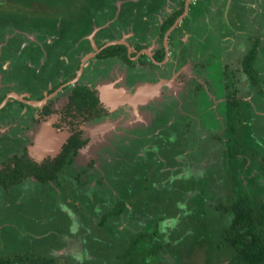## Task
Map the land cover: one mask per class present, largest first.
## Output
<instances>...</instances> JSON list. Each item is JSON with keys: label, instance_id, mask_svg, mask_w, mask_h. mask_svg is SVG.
<instances>
[{"label": "rangeland", "instance_id": "1", "mask_svg": "<svg viewBox=\"0 0 264 264\" xmlns=\"http://www.w3.org/2000/svg\"><path fill=\"white\" fill-rule=\"evenodd\" d=\"M194 1L191 0L189 2L194 3ZM248 1L245 0L242 4L241 0H231L229 4L230 0H214L212 8L216 11L213 12L221 11V14L220 17L207 24L214 30L212 33V30L204 25L205 23L197 21V18L191 16L197 13L195 10L191 11V17L186 19L185 23L189 25L192 21L194 23L197 22L199 27L209 32L208 37L216 35L217 30L221 29L223 39L219 46L222 58L226 60L230 54L237 58L233 60L238 61L244 52L243 47L246 48L251 41L247 39L249 33L246 31L249 28L238 27V11H244L243 15L246 16L245 18L250 19V24L253 22L257 30L259 28V32H257L260 37L264 38V0H250V6L247 5ZM176 2L177 0H109V9L113 15L121 9L116 18L112 19L111 16L107 15V19L103 20L104 14L98 5L96 11L99 17L95 16L93 21L90 20V23L88 22L86 26L83 24V30L74 39L72 37L73 40L71 39V43L67 46V42L62 39L63 32L57 31L56 26H54L55 32L48 33L41 30V28L40 30L36 29V27L27 29L25 24L20 27L16 26L14 18L17 16L29 18V14L34 12L40 15L44 11L51 10L44 2L35 3V0H0V24H2L0 26V93L7 91V89L17 92V89L14 88L16 80L13 79L12 74L7 72L10 64H15L14 60H20L22 65L24 61L30 63L34 72H37L42 78L41 81H38L37 92L35 93L36 96H39L49 91L50 88H53L59 82L63 81L66 83L64 80L69 78L72 72L75 71L77 62L81 58L84 59L82 66L85 67L87 61L90 60V56L87 55L95 50L98 42L110 36L114 37V39L125 41L143 39L145 41L144 44L148 43L147 49L152 50L155 45H160V40H162L159 37L160 23L175 8ZM24 4H30V6H25ZM108 5H104V7ZM225 5L226 8H224ZM75 8H77V5H74L71 10ZM256 8L257 10L253 11ZM226 9L228 12H225ZM71 13L78 15L79 12L77 13L76 10H73ZM135 14H137V17L133 18ZM197 14L199 15V13ZM69 16L67 18L72 19V16ZM210 17L212 18L213 16ZM219 18L226 19V22L230 24L237 22L235 30L231 33H225L226 29L213 25L212 23L216 24L215 21H218ZM110 21L115 22L110 23ZM118 23H123V25L118 26ZM182 23L180 24L182 25ZM107 24H115L117 29L120 28V30H111ZM244 24L247 26L248 21ZM116 26L113 25V28H116ZM222 26L226 28L225 25ZM16 28H18V32ZM112 31L115 34H109ZM181 32L184 34L182 39H186L187 30L182 28ZM179 33L176 32L175 35H179ZM27 37L31 41L34 40L33 45L35 48L24 45L28 41ZM6 42H9L7 48L2 49L1 46ZM172 48L174 52L180 53L177 45ZM103 66L105 70L102 71ZM93 67L95 69L92 74L81 77L80 81L92 86L93 90L98 88L99 93H101L99 89L116 88L119 93L121 92L119 96L123 97L133 94L137 87L142 86L141 82L133 83L126 77L124 81V74L119 73L121 68L117 64H113L110 68L107 62L101 60L93 64ZM173 67L175 68V66ZM188 68L187 66L188 74H192L194 72L193 68ZM173 69L166 76L167 80L165 79L168 85L158 86V89L150 90V93L146 91L148 95H142L144 98L136 102V108L128 104L119 107V110L124 108L126 109L124 111H128L127 121L120 115L118 118L112 117L105 121L87 123L84 127V135L89 137L88 142L79 149L74 163L70 167H66L55 181L48 184V186L46 184L33 183L28 184L26 189L22 188V191H26L22 213L15 209L22 215L21 219L23 220L20 223H23V228H26L25 232L22 230L24 232L21 234L22 236H18V239H15L17 243L23 245L20 251L33 257L42 254H54L56 255L57 264H117V258L121 250L126 247L127 233L136 234L140 232L144 234V241L140 243L141 248H149L153 243H157L159 246L157 253L147 256V258L152 259L153 263L151 264H174L177 262L182 264H215L218 261H226L232 256L229 247L224 246L222 248V246L217 244L220 239V230L226 225L229 214L222 213V210L216 208L215 205L219 203L226 204L230 197L233 198L237 188L249 194L253 202L264 203V190H262L263 193L259 191L260 188H264V173L259 176L255 174V177L248 181L242 180L243 187L238 186V182L236 183L234 180L230 184L232 180L230 174L234 164L226 166L223 160L221 163L217 144H210L213 150L210 149L209 143L205 140V137L209 135V130L205 127H200L198 134L199 139H202L201 145L203 147L206 146L207 160L201 164L204 168V175L208 173L209 176L206 188L192 189L186 186H184L185 188H176L173 192L165 195V197L168 196L166 200L159 199L157 194H155L147 202V207L141 211L140 207L144 206V190L135 188L137 191L133 194L136 197L134 210H137V212L133 213L131 209V213L134 214L132 219L130 212H125L116 219L114 222H117L115 223L117 230L112 228L113 225L105 226V224L100 225L98 223L100 213H96V207L91 206L92 201L89 202L86 190L83 193L84 188L67 186V182L71 181L70 173L77 171V168L89 166L90 162L94 164L95 168L101 167L105 163L103 162L104 157L110 156L113 163L116 164L119 159L121 160L120 154L125 153V142L134 135L139 136V138L143 137V140L150 144L153 136L151 127L148 126V112L145 110L148 100L157 98L163 93L168 96L171 94L175 99L174 96H178V93L174 90H181L180 87H183V91L185 90L184 84L182 86L183 82H179L178 71H173ZM69 81H72L71 77ZM34 82L37 84V79H34ZM40 82H42L43 86ZM69 83L66 87L73 88V82ZM150 85H156V83L153 82ZM125 89H127V94L124 93ZM66 91L67 89H64L58 94L54 100L55 104L59 106L60 97L66 96ZM29 93L21 92L18 94L22 96L29 95ZM249 98L246 97L249 101L252 100ZM170 99L166 97L163 104L168 103ZM260 100L264 102V99ZM121 101L123 102V100ZM118 104L120 103L117 102L113 105ZM173 106L174 104H172ZM257 107L261 108L260 105ZM181 108V112L180 110L178 112L180 114L184 112L183 106ZM13 111L14 114L17 112V110ZM35 111H32V113ZM1 116L5 118V113H0V166H2L4 161L9 162L14 155L18 157L19 151L27 140H29V142L27 141L28 145L26 144L28 146L27 154L30 158L39 156L44 152L46 154L48 151L54 153L59 148L62 142L61 138L65 134V126L55 119V113L53 112L50 115L37 118L34 128L28 131H23L24 127L22 125L13 127L17 121L8 122L7 124ZM241 116L243 117L242 113ZM253 116L258 117L255 113ZM218 118L222 120L223 117L219 114ZM259 120V124L264 127V117ZM19 122L17 123L19 124ZM246 126L247 124L239 126L241 139L244 140L242 142L243 149L247 147L249 140L255 142L247 135ZM215 127L214 125L211 129L213 133L217 130ZM163 131L166 135L168 134L166 139L169 144L174 142L175 136H178L175 132L168 133L165 129ZM11 133L12 135L23 133L28 137L23 136L26 140L24 138L16 139L15 137L12 139ZM182 151L184 152V150ZM126 153H128V148ZM149 153L150 151L147 152V154ZM251 153V150L246 149L245 155L242 154L243 156L239 157V163L241 165L245 164V166L250 164L252 170L257 169L260 171L261 165L259 161L263 160L261 153L254 152V158L258 159L257 161L252 159ZM148 156L151 162L155 160L151 153ZM12 160L15 162L14 159ZM165 160L171 162V160ZM191 162H194V158L185 151L181 159L182 165H180L179 172L181 173L184 169H188V163ZM145 163L146 166H149L147 161ZM4 165L7 168V164L5 163ZM180 178L183 179L179 175L177 180ZM143 181L144 179L140 178L137 184L142 185ZM145 181L148 182L150 180ZM232 183H235L233 188H231ZM133 184L136 185L135 183ZM15 188H12V190H15ZM12 190L10 189L7 194L11 200L14 198ZM197 194H200L202 199H199ZM190 195L194 198L192 199ZM155 197L157 199H154ZM92 200L94 201V199ZM5 201H8V198ZM176 201H179L178 205L175 204L177 203ZM26 204L28 205L26 206ZM162 205L163 208H160ZM258 207H260L259 204ZM0 209H3L0 210L1 216H5L7 209H4V207ZM160 216L163 219L157 220ZM15 217V215L12 218L8 216L10 221L17 223ZM64 250L67 251L66 254H64ZM146 261L151 262V260Z\"/></svg>", "mask_w": 264, "mask_h": 264}, {"label": "flooded vegetation", "instance_id": "2", "mask_svg": "<svg viewBox=\"0 0 264 264\" xmlns=\"http://www.w3.org/2000/svg\"><path fill=\"white\" fill-rule=\"evenodd\" d=\"M84 1L85 0H76L74 5H77V8L73 10H76L77 13L82 11L79 21L85 26L90 22L91 17L93 21L96 14H98L96 11L98 5L105 14H109L108 11L111 12L108 5L109 0H95L87 9L91 12L93 11L89 14L90 17L87 15V11L85 12V9H81ZM189 1L182 0L183 11L176 17L175 21L170 27H168V29L162 30L161 26L159 27V37L162 40H160V45H155L152 50L147 49L148 43L144 44L145 41L143 39L125 41L114 39L110 36L105 40L100 41L95 50L87 55L90 56V60L87 61L85 67L82 66L84 59L81 58L80 61L77 62L75 71L72 72L69 78L64 80L66 83L63 81L59 82L56 87L48 88L49 91H46L39 96H36L35 93H29V91H20L19 89L17 92L10 89L3 91V94L0 96V113H5V118L3 116L1 117L4 122H7V124L8 122L13 123V121H20L19 124L16 122L13 127H19L22 125L24 127L23 131H28L29 129L34 128L37 118H42L53 112L55 113V119L65 126V134L61 138L62 142L54 153L48 151L46 154H44V152L39 156L30 158L27 154L29 140H27L28 142H25L27 144L23 146L25 157L34 165L41 168L42 165L45 166L49 162L52 163L62 154L64 147L73 139L74 141L79 142L80 145L77 146L72 160L69 163L64 164L65 166L57 172V176L54 179L44 180L36 173L29 172L24 168L25 175H23L22 178L15 180L17 176L15 177L13 175H16V173L14 174V171L17 168L16 162H18L17 158L20 157V154L18 157L14 155L9 162L4 161L2 166H0V176L3 178V181H0V208L4 207V209H7L5 216H1L0 213V257L12 259L16 256L18 257L20 254H25V252L20 251L23 245L15 241V239H18V236L21 237V234L26 230V228H23L24 224L20 223V221L22 222L23 220L21 219L22 215H20V213H22L26 192L22 191V188L26 189L28 188V184L33 183H38L40 185L46 184L48 186V184L55 181L66 167H70L74 163L79 149L88 142L89 137L84 135V127L87 123L105 121L112 117L118 118L120 115L125 121H127L129 116L127 113L128 111H124L126 110L124 108L119 110V107L125 106L126 104L135 107L136 102L144 98V96H142L143 94L148 95L147 92L150 90H156L163 85L167 86L168 82L166 81V76L169 72H172V69L174 68L173 66H175L173 71H178L180 77L179 82H183L182 86L184 84L185 90L183 91V87H180L181 90L173 89L178 93V96H174L175 99L171 94L168 96L163 93L157 98L148 100L147 108L145 110L148 112V126L151 127V134L153 136V140L150 141V144L144 141L143 137L139 138V136L134 135L130 140L128 139L125 142V153L123 152V154H120L121 160L119 159L116 164L113 163L110 156L107 158L105 156L103 159V162L105 163L102 164L101 167L95 168L94 164L90 162L89 166L86 165L85 167L77 168V171H74L72 174L70 173L71 181L67 182V186L84 188L83 193H85L86 190L89 202L92 201L91 206L96 207V213H100L98 223L100 225L105 224V226L110 224L113 225L112 228H115V226H117L115 223L117 222L114 221L123 215V213H131V209L133 213L137 212V210H134L136 197L133 194L137 191L135 188H142L144 190V206L140 207V211L147 207V202L151 199V196L155 194H157L159 199L166 200L168 196L165 197V195L173 192L176 188H185L184 186L192 189L201 187L206 188L209 176L208 173L204 175V168L201 164L207 160V153L205 151L206 146L203 147L201 145L202 139H199L198 131H200V127H205L209 130V135L205 137V140L209 143V146L213 143L218 145L217 150L221 156V163L223 160L226 166H229L227 165V159H239L240 156L245 155L246 149L252 151V159L255 161L258 159L254 158V152L261 153L263 160L259 161L262 167L260 171L257 169H249L248 166H250V164L247 166L244 164L243 168L238 172V177L241 180L245 179L248 181L255 177V174L259 176L264 173V127L259 124V119L264 117V102L260 100L264 99V38L259 36V28L257 30L256 25H254L253 22L250 24V19L248 20V18H245L246 16L243 15L244 11L240 10L238 11L239 14L237 16L239 23L238 27L249 28V30L246 31L249 33L247 39L251 41L246 48L243 47L244 52L238 61L233 60L237 58L230 54L226 60L222 58V52L219 46L223 39V36H221V29L217 30L216 35L208 37L209 32L199 27L197 22L194 23V21H192V23L189 24L190 30L189 28H184L187 30V37L186 39H182V35L184 34L181 32V29H179V35H175V33L177 28L181 25L180 23L183 22V25H181L180 28L187 25L185 21L186 19H189V17L194 16L197 18V21L205 23L204 25L212 30L207 24L214 21L215 18L220 17L221 14V11L213 12L216 11L212 8L214 0H195L194 3ZM241 2L243 4L245 0H241ZM230 3L231 0L229 4ZM104 5L108 6L104 7ZM177 5L180 4L178 3ZM247 5L250 6V0ZM224 8H226V5ZM192 9L199 13V15L195 13L190 16ZM68 10L69 9H64V11ZM73 10L71 11L73 12ZM255 10H257V8L253 11ZM225 12H228V10L226 9ZM225 12L224 14H226ZM84 13L85 16L88 17L85 20L83 16ZM210 16L213 17L211 18ZM226 21V19L219 18L218 21H215L216 24H212L226 29L225 33L233 32L237 22L230 24ZM247 21L248 25L246 26L244 23ZM113 22L114 21H110V23ZM76 25L78 26L77 28L81 27L78 24ZM222 25H225L226 28ZM91 27L93 28L92 24ZM212 32H214V30H212L211 33ZM109 34H115V32L112 31L109 32ZM33 41L28 38V41H26L24 45L33 48ZM119 44L126 47L125 58L123 55L117 54L98 56V54L105 48ZM174 45L179 47L180 53L172 50ZM161 52L162 54H160ZM252 52H254L252 66L254 67L257 78V82L253 86L249 84L248 76L243 72L241 67L243 56ZM222 59H224V61H222ZM101 60L107 62L110 65V68L113 64H117V66L121 68L119 73L124 74V81L126 77L130 82H141L142 86L137 87L133 94L128 93L131 94V97H135L139 94L140 97H137L135 104L131 103L132 100L131 102L124 100L122 103L118 102L120 103L118 105H112L114 103H112L111 98L102 96L101 89H99L101 91V93H99L98 88L93 90L91 88L92 86L80 81L81 77L91 75L95 69L93 64H96V62H100ZM24 64L25 73L29 75L28 69H33V67L30 66V63L25 61ZM187 66L190 69L193 68L194 72L192 74H188V70L186 69ZM225 69L231 71V73L233 72L236 79L233 86L226 87V80L223 75ZM103 70H105L104 66L102 67V71ZM70 77L72 78V81H69ZM69 82H73V87L78 84L87 86V88L92 91L97 103L94 106H90V103L88 102H85L84 104L80 103V105L71 102L72 100L70 97L72 91L71 88L66 87L67 84H70ZM153 82L159 87L157 86L156 88L151 89V87L155 86L150 85ZM64 89H67L66 96L60 97L61 102L58 106L55 104L54 100ZM111 89L114 92L113 96L118 98L121 93H119V95L115 94L119 91H117L116 88ZM21 92H28L29 95L20 96L18 93ZM124 93H127V89H125ZM228 93L231 97L227 96ZM166 97L171 99L168 103L166 102L163 104ZM246 97H250L249 99L252 100L249 101ZM233 99L239 100L238 104H233ZM249 103H251V105H249ZM172 104H174L173 107ZM258 105H260L261 108L257 107ZM182 106L184 112L180 114L178 112L179 110L181 112ZM12 109L17 110V112L14 114ZM34 110H36V113H32ZM241 113L243 114V117L241 116ZM254 113L258 115V117L253 116ZM219 114L222 115V120L218 118ZM240 117L242 119H238ZM229 120L233 123L230 124ZM246 120H248L246 133L255 140V142L249 140L247 147L243 149L242 142H244V140L241 139L239 126L246 125ZM235 122V131L230 133L229 126L233 125ZM214 125L217 130L213 133L211 129ZM163 129L168 133L175 132L178 135L175 136L174 142L169 144V141L166 139L168 134L166 135ZM10 135L12 139L15 137L16 139L24 138V140H26L23 136L28 137L23 133H15L14 135L11 133ZM229 146L233 147V149H231V152H226ZM211 147L212 146H210V149L213 150ZM127 148L128 153H126ZM182 150L188 152L189 156L194 158V162L188 163V169H184L180 173L179 169L180 165H182L181 159L184 155ZM149 151L151 156L155 158L153 162L150 161L148 156L150 153L147 154ZM12 159H14L15 162ZM165 159L171 160V162H167ZM146 161L149 166H146ZM5 163L7 164V168L4 165ZM3 165L4 168L2 169ZM176 174L177 176H175ZM179 175L184 180L181 178L177 180ZM230 175L232 177V173ZM140 178L144 179L142 185L137 184ZM11 179L15 180V182L9 183ZM148 179L150 181H145ZM231 182H233V177L230 184ZM233 186L234 184L232 183L231 188H233ZM14 187H16L15 190H12ZM10 189L14 195L13 200L7 195ZM262 190H264V188H260L259 191L263 193ZM7 198L8 201H5ZM191 198L193 199L194 197L191 196ZM92 199H94V201ZM154 199L157 198L155 197ZM176 202L177 203L175 204L178 205L179 201ZM27 205L28 204H26V206ZM163 205L160 208H163ZM119 207H121V209L114 213L113 211L119 209ZM15 209H18L20 213ZM14 215L16 216L17 223L10 221L8 218V216L12 218ZM130 216L132 219L134 214L131 213ZM161 217L157 220H162L163 218ZM22 230H24V232H22ZM115 230L117 229L115 228ZM135 235L136 234L132 232L127 233L128 238L126 240L127 243L125 248H127L130 242H132ZM142 241H144V237L140 243ZM138 243L139 242L136 244ZM123 249L117 258V264H121L123 261L121 259L122 253L125 251V249ZM66 252L67 251L64 250V254H66ZM54 257H56V255H54ZM21 263L25 264L23 261H10L4 264Z\"/></svg>", "mask_w": 264, "mask_h": 264}, {"label": "trees", "instance_id": "3", "mask_svg": "<svg viewBox=\"0 0 264 264\" xmlns=\"http://www.w3.org/2000/svg\"><path fill=\"white\" fill-rule=\"evenodd\" d=\"M39 1L44 2L51 10L44 11L40 15L37 12H34L33 14H29V18H22V16H17L14 18L16 26L20 27L25 24L27 29H30V27H36V29L38 28L40 30L41 28V30L46 31L47 33L55 32L56 30L54 29V26H56L57 31L59 30L60 32H63L62 39L67 42L68 46L71 43L72 37L74 39V37H77L79 35L78 33L83 30V24L79 21V18L82 15V11L79 12L78 15L71 13V8H74V3L76 0H35V3ZM94 1L95 0H85L81 7L82 10L85 9V12L87 11L88 16H90L89 14H91L93 11L91 12L87 9L90 5H92L91 3H93ZM176 3H179L180 5L175 6V8H173L170 14L164 17V19L160 23L162 30L168 29V27L173 24L176 17L180 15L183 11L182 0H177ZM24 5L30 6V4ZM64 9L69 10L65 12ZM69 15L72 16V19L67 18V16ZM136 15L137 14H135L133 18H136ZM83 16L84 19L88 18L87 16H85V13ZM110 16L113 17L112 12H110ZM76 24L81 27L77 28L78 26ZM111 25L116 26L115 24ZM119 25H123V23H118V26ZM180 26L177 28L176 32H179V29H182L180 28ZM183 28L188 29L189 25H184ZM112 29L116 31L120 30V28L117 29V26L116 28ZM8 43L9 42L3 44L1 46L2 49L7 48ZM33 48L35 47L33 46ZM125 51L126 47L124 45H111L102 50V52L99 53L98 56L117 54L123 55L125 58ZM160 54H162V52ZM253 56L254 52L244 55L241 60V67L243 69V72L247 74L249 84L252 86L255 85L257 82L256 72L254 70V67L252 66ZM13 62H15V64H10V67L7 72L9 74H12L13 79L16 80L14 88L17 90L19 89L22 91L36 93L39 83L38 81H41L42 78L39 76L38 73H34L33 69H28L29 75L26 74L24 70L25 65H22L20 60H14ZM223 75L224 79L226 80V87L233 86L236 81L233 72L231 73V71L225 69ZM34 79H37V84L34 82ZM40 83L42 84V82ZM56 86L57 84L54 85V87ZM71 91L72 93L70 98L72 100L71 102L73 103H78L80 105V103L84 104L85 102H88L90 103V106H94L97 103L96 98L92 94V91L89 90L85 85L78 84L75 87L71 88ZM2 94L3 91L2 93H0V96ZM227 96L231 97L229 93L227 94ZM238 101L239 100L233 99V104H238ZM238 119L242 118L240 117ZM229 121L230 124L233 123L231 120ZM245 123L248 124V120H246ZM235 125L236 122L233 125L229 126L230 133H233L235 131ZM78 145H80L79 142L74 141V139L71 140L69 144L64 147L62 154L59 155V157L55 161H53L52 163L49 162L45 166L42 165L41 168L37 167L28 159H26L25 151L23 148H21V150L19 151L20 157H18L20 159L17 158V168L14 171V174L16 173V175H13L15 177L17 176L15 180L20 179L23 175H25L23 170L24 168L27 169L29 172H34V174L36 173L40 178L44 180L54 179L57 176V172L65 166L64 164L69 163L72 160V157L75 155V151ZM231 149H233V147L229 146V148L227 149L228 151L226 150V152H231ZM226 161L228 162L227 165L234 164V167L232 169L233 180L236 183L238 182V186L243 187L242 180L238 177V172L240 171V169L243 168L244 164L241 165L239 163V159H227ZM248 168L250 169L251 166H248ZM15 180L11 179L9 183H13L15 182ZM0 181H3V178H1V176ZM234 194L235 195L233 196V198L230 197L229 201H227L226 204L219 203L218 205H215L216 208H220L222 210V213L229 214L227 217L226 225L222 227L220 233L218 232L219 238L221 240L219 239V242L217 244L219 246H222V248H224V246L229 247L232 252V256L228 260L218 261L215 264H264V203L253 202L249 194L244 193L239 188H237ZM197 196H199V199H202L200 194H197ZM258 204L260 207H258ZM120 209L121 207H119V209L117 210H114L113 212H118ZM143 235L144 234L140 232L136 233L135 237L132 239V242H130L127 248H124L125 251H123L122 253L121 259L123 261H120L121 264L153 263L152 259L147 258V256L157 253L159 246L157 243H153V245L149 246V248H141L140 241L143 239ZM137 242L139 243L136 244ZM146 260H151V262ZM10 261H23L29 264H57L53 254L33 257L25 253L20 254L18 257L16 256L12 259L0 257V264H4ZM174 264L182 263L177 262Z\"/></svg>", "mask_w": 264, "mask_h": 264}, {"label": "bare ground", "instance_id": "4", "mask_svg": "<svg viewBox=\"0 0 264 264\" xmlns=\"http://www.w3.org/2000/svg\"><path fill=\"white\" fill-rule=\"evenodd\" d=\"M102 92H103V94H102V96H104V97H108V98H111V101H112V103H117V102H122L121 100H125V99H128V100H134V101H136V99H137V97L139 98L140 96H139V94H137L135 97H131V95H125V96H123V97H120V96H118V98H116V97H114L113 96V94H114V92H113V90L110 88V89H103L102 90ZM142 92V91H141ZM121 93V92H120ZM127 94V93H126ZM141 95V94H140ZM113 105V104H112Z\"/></svg>", "mask_w": 264, "mask_h": 264}, {"label": "water", "instance_id": "5", "mask_svg": "<svg viewBox=\"0 0 264 264\" xmlns=\"http://www.w3.org/2000/svg\"><path fill=\"white\" fill-rule=\"evenodd\" d=\"M100 7V6H99ZM121 10H118V12H120ZM103 12V11H102ZM118 12H116L114 15H113V17L114 18H116V15L118 14ZM108 13L109 14H105L104 12H103V20H106L107 19V17L108 16H110V12L108 11ZM108 15V16H107ZM96 17H99V14H96ZM91 20H92V18H91ZM2 24H0V26H1ZM107 25H109V27H110V29L111 30H113L112 28H113V26L111 25V24H107ZM112 26V27H111ZM17 29V32H18V28H16ZM23 32V31H22ZM111 42H113V41H111ZM158 85L156 84L155 86H153V87H151V89H154V88H156ZM149 88V87H148ZM115 94H118L119 95V92H116ZM117 96V95H116ZM124 101V100H123ZM130 102H131V100H130ZM132 104H135V101L134 100H132V102H131Z\"/></svg>", "mask_w": 264, "mask_h": 264}, {"label": "clouds", "instance_id": "6", "mask_svg": "<svg viewBox=\"0 0 264 264\" xmlns=\"http://www.w3.org/2000/svg\"><path fill=\"white\" fill-rule=\"evenodd\" d=\"M114 17H112V19H113Z\"/></svg>", "mask_w": 264, "mask_h": 264}]
</instances>
